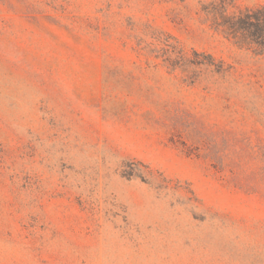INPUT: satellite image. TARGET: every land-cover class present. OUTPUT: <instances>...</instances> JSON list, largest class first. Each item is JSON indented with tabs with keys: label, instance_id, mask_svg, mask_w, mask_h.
Masks as SVG:
<instances>
[{
	"label": "rangeland",
	"instance_id": "1",
	"mask_svg": "<svg viewBox=\"0 0 264 264\" xmlns=\"http://www.w3.org/2000/svg\"><path fill=\"white\" fill-rule=\"evenodd\" d=\"M0 264H264V0H0Z\"/></svg>",
	"mask_w": 264,
	"mask_h": 264
}]
</instances>
